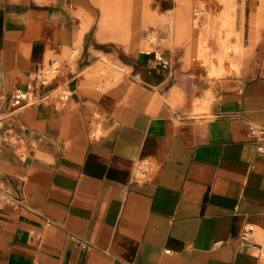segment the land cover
Instances as JSON below:
<instances>
[{
  "label": "crops",
  "instance_id": "obj_1",
  "mask_svg": "<svg viewBox=\"0 0 264 264\" xmlns=\"http://www.w3.org/2000/svg\"><path fill=\"white\" fill-rule=\"evenodd\" d=\"M228 34L237 70L211 76ZM252 125L264 0H0V264H264Z\"/></svg>",
  "mask_w": 264,
  "mask_h": 264
},
{
  "label": "built area",
  "instance_id": "obj_2",
  "mask_svg": "<svg viewBox=\"0 0 264 264\" xmlns=\"http://www.w3.org/2000/svg\"><path fill=\"white\" fill-rule=\"evenodd\" d=\"M61 71V66L59 63L55 62L48 67L40 69L35 76V82L37 87H34L32 90H23L16 89L12 94V118L19 111L24 110L25 108L31 107L41 101L40 88L49 85ZM250 134L255 137H264V128L256 125L250 126ZM253 232V228L250 227L248 231L244 234L242 238V243L246 244L249 242L250 234ZM75 240L85 247L90 248V244L84 240L75 238ZM252 248L261 247L258 244H250Z\"/></svg>",
  "mask_w": 264,
  "mask_h": 264
},
{
  "label": "rangeland",
  "instance_id": "obj_3",
  "mask_svg": "<svg viewBox=\"0 0 264 264\" xmlns=\"http://www.w3.org/2000/svg\"><path fill=\"white\" fill-rule=\"evenodd\" d=\"M202 12L201 13H196L198 15V22L200 21V16H202V14L206 13V8L204 6H202ZM211 39L213 41H216L217 38L216 37H212V38H207L203 43H204V48L205 52L201 53V56L199 57L200 61L209 68L210 74L211 76H220V75H225V74H229L234 72L235 70H237V67L235 66V56L237 54V50L234 46L231 45L230 43V35L228 34L226 40L224 41L226 44L225 47H228L229 50L228 52H222V54H216V52L213 51L212 47H208L207 46V42L208 40ZM220 62L224 68H222L221 72H214L213 68H214V62L215 61ZM228 66V67H226Z\"/></svg>",
  "mask_w": 264,
  "mask_h": 264
},
{
  "label": "bare ground",
  "instance_id": "obj_4",
  "mask_svg": "<svg viewBox=\"0 0 264 264\" xmlns=\"http://www.w3.org/2000/svg\"><path fill=\"white\" fill-rule=\"evenodd\" d=\"M225 52H228V51H226V49H225Z\"/></svg>",
  "mask_w": 264,
  "mask_h": 264
}]
</instances>
